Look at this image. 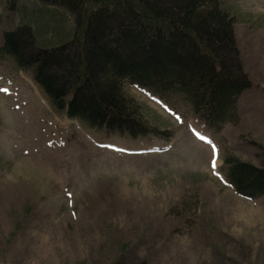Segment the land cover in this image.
Returning <instances> with one entry per match:
<instances>
[{
    "label": "rangeland",
    "instance_id": "374dc122",
    "mask_svg": "<svg viewBox=\"0 0 264 264\" xmlns=\"http://www.w3.org/2000/svg\"><path fill=\"white\" fill-rule=\"evenodd\" d=\"M217 1L251 82L218 131L132 84L141 119L170 138L89 129L0 55V264H264V194H237L223 165L264 167V0ZM31 7L0 0V46Z\"/></svg>",
    "mask_w": 264,
    "mask_h": 264
},
{
    "label": "trees",
    "instance_id": "16d2710c",
    "mask_svg": "<svg viewBox=\"0 0 264 264\" xmlns=\"http://www.w3.org/2000/svg\"><path fill=\"white\" fill-rule=\"evenodd\" d=\"M31 3L19 10L20 24L3 31L0 55L31 71L53 106L85 127L170 138L141 119L125 84L181 98L212 131L237 119V99L251 82L239 59L234 17L217 0ZM59 8L74 16L75 26ZM223 165L237 194H264V167L234 155Z\"/></svg>",
    "mask_w": 264,
    "mask_h": 264
},
{
    "label": "snow or ice",
    "instance_id": "6c2138e0",
    "mask_svg": "<svg viewBox=\"0 0 264 264\" xmlns=\"http://www.w3.org/2000/svg\"><path fill=\"white\" fill-rule=\"evenodd\" d=\"M200 139H201V140H204V139H205V137H203V136H200ZM209 143H211V142L209 141ZM212 167H213V168H215V167H216V161H215V160H213V162H212Z\"/></svg>",
    "mask_w": 264,
    "mask_h": 264
}]
</instances>
